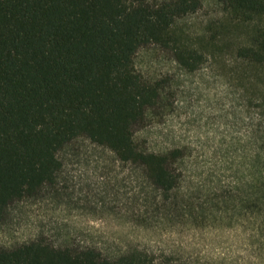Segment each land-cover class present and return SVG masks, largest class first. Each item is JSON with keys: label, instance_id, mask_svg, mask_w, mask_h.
<instances>
[{"label": "trees", "instance_id": "obj_1", "mask_svg": "<svg viewBox=\"0 0 264 264\" xmlns=\"http://www.w3.org/2000/svg\"><path fill=\"white\" fill-rule=\"evenodd\" d=\"M223 15L197 40L178 20L202 0H0V224L12 206L55 186L60 150L77 138L142 166L163 195L179 185L181 149L148 150L136 138L166 105V79H147L138 51L157 44L186 71L232 52L236 74L264 101V0H216ZM232 70V72H234ZM0 264H149L131 249L57 246L43 233L0 244Z\"/></svg>", "mask_w": 264, "mask_h": 264}, {"label": "rangeland", "instance_id": "obj_2", "mask_svg": "<svg viewBox=\"0 0 264 264\" xmlns=\"http://www.w3.org/2000/svg\"><path fill=\"white\" fill-rule=\"evenodd\" d=\"M202 2L178 20L192 40L223 15L216 0ZM215 57L193 72L157 44L135 57L145 78L166 79V105L136 138L154 152L181 149L171 194L142 166L80 137L59 151L55 186L12 206L0 244L43 233L57 246H92L107 256L137 249L149 264H264V101L238 80L232 52Z\"/></svg>", "mask_w": 264, "mask_h": 264}]
</instances>
